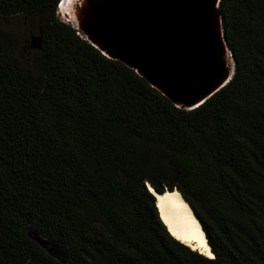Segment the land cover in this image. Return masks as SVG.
<instances>
[{"label":"trees","instance_id":"trees-1","mask_svg":"<svg viewBox=\"0 0 264 264\" xmlns=\"http://www.w3.org/2000/svg\"><path fill=\"white\" fill-rule=\"evenodd\" d=\"M59 3L0 0L2 19L41 17L37 50L0 35V264H264V0H221L235 75L194 111ZM149 187L181 193L213 259L170 234Z\"/></svg>","mask_w":264,"mask_h":264},{"label":"water","instance_id":"water-1","mask_svg":"<svg viewBox=\"0 0 264 264\" xmlns=\"http://www.w3.org/2000/svg\"><path fill=\"white\" fill-rule=\"evenodd\" d=\"M220 2L82 0L72 13L77 29L104 56L135 70L177 108L194 111L235 75ZM34 240L48 250L47 240Z\"/></svg>","mask_w":264,"mask_h":264},{"label":"bare ground","instance_id":"bare-ground-1","mask_svg":"<svg viewBox=\"0 0 264 264\" xmlns=\"http://www.w3.org/2000/svg\"><path fill=\"white\" fill-rule=\"evenodd\" d=\"M70 1V3L66 4L65 0L64 5L58 10L63 12H65V10L68 12L71 11L73 22L75 26H77L78 21L72 12H74L76 5H79L82 0L79 2H75L74 0ZM152 192L155 193L161 219L167 226L170 234L177 241L190 247L193 251L213 259L215 256L209 245L203 226L196 217L190 204L184 199L181 193L179 191H167L165 194L161 195L157 194L155 191Z\"/></svg>","mask_w":264,"mask_h":264},{"label":"rangeland","instance_id":"rangeland-1","mask_svg":"<svg viewBox=\"0 0 264 264\" xmlns=\"http://www.w3.org/2000/svg\"><path fill=\"white\" fill-rule=\"evenodd\" d=\"M75 9V8H74ZM73 9V10H74ZM72 10V11H73ZM41 29V17L28 16L19 18H0V35L7 37L6 42L10 46H18L17 52H22L26 48L31 47L33 50L38 49L37 38ZM59 254V253H58ZM56 253V255H58ZM63 259V256H58Z\"/></svg>","mask_w":264,"mask_h":264},{"label":"clouds","instance_id":"clouds-1","mask_svg":"<svg viewBox=\"0 0 264 264\" xmlns=\"http://www.w3.org/2000/svg\"><path fill=\"white\" fill-rule=\"evenodd\" d=\"M64 1L65 0H60L61 3H59L58 8H57V16L60 17L61 20L65 21L67 23H71L74 27L77 28V26H75V24L73 22L71 11L68 12L67 10H65V12H63L61 10H58V9H61V7L64 5ZM74 1L79 2L80 0H74ZM70 2H71L70 0H66V4H68Z\"/></svg>","mask_w":264,"mask_h":264}]
</instances>
